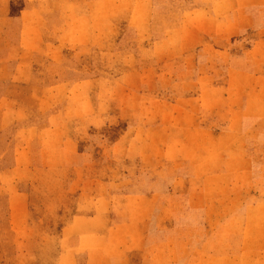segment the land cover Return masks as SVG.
<instances>
[{"label": "rangeland", "instance_id": "374dc122", "mask_svg": "<svg viewBox=\"0 0 264 264\" xmlns=\"http://www.w3.org/2000/svg\"><path fill=\"white\" fill-rule=\"evenodd\" d=\"M0 264H264V0H0Z\"/></svg>", "mask_w": 264, "mask_h": 264}, {"label": "crops", "instance_id": "0c3cea01", "mask_svg": "<svg viewBox=\"0 0 264 264\" xmlns=\"http://www.w3.org/2000/svg\"><path fill=\"white\" fill-rule=\"evenodd\" d=\"M144 196H148V195H144ZM148 198V197H147ZM146 200H148V199H146Z\"/></svg>", "mask_w": 264, "mask_h": 264}]
</instances>
